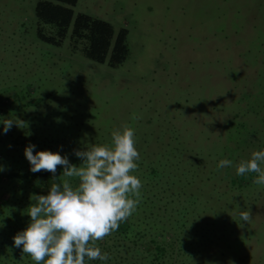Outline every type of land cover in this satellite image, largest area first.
<instances>
[{
    "label": "rangeland",
    "instance_id": "1",
    "mask_svg": "<svg viewBox=\"0 0 264 264\" xmlns=\"http://www.w3.org/2000/svg\"><path fill=\"white\" fill-rule=\"evenodd\" d=\"M37 1L0 0L4 179L30 170V143L34 154L59 151L79 166L76 150L111 145L113 130L127 125L140 153L132 174L141 196L132 216L95 242L110 257L97 264H264V185L253 183L257 173L236 175L241 160L264 150V0H77L74 17L127 29L129 53L117 66L73 48L71 26L59 45L42 40L38 28L51 27L38 22ZM7 119L21 127L4 134ZM222 159L232 165L218 169ZM62 172L47 183L16 179L0 198L10 208L35 204L51 184L71 179ZM180 206L189 210L175 219L183 229L170 222L164 230L163 216ZM28 210L17 215L23 229ZM241 211L252 213L250 223Z\"/></svg>",
    "mask_w": 264,
    "mask_h": 264
},
{
    "label": "clouds",
    "instance_id": "2",
    "mask_svg": "<svg viewBox=\"0 0 264 264\" xmlns=\"http://www.w3.org/2000/svg\"><path fill=\"white\" fill-rule=\"evenodd\" d=\"M133 119L137 117L133 116ZM6 134L13 124L4 120ZM111 145L87 146L76 150L82 163H70L59 151L40 150L34 154L35 144L25 147L24 154L33 173L47 171L56 177L59 166L62 176L78 181L75 187L71 179L51 184L47 194L36 196V203L28 207V226L14 237V246L28 254L36 264H86L88 260L107 261L110 257L95 247L119 229L136 211L141 196V180L132 174L138 165L140 153L135 146V132L125 125L123 130H113ZM264 150L254 151L249 160L236 165V175L257 173L254 184L264 185ZM232 161L220 160L219 168L231 166ZM240 219L250 223L252 213L241 211Z\"/></svg>",
    "mask_w": 264,
    "mask_h": 264
},
{
    "label": "trees",
    "instance_id": "3",
    "mask_svg": "<svg viewBox=\"0 0 264 264\" xmlns=\"http://www.w3.org/2000/svg\"><path fill=\"white\" fill-rule=\"evenodd\" d=\"M76 2L77 0L37 1L35 5V15L38 22L40 24L50 25L51 27L50 33L47 34L44 27L40 26L37 30L38 36L44 41L59 45L71 26L70 39L73 48L76 49L81 45V50L84 55L96 62L103 63L107 59L110 66H117L122 63L129 53L127 29L122 27L115 32L110 22L94 18L85 13H78L74 17L72 6H74ZM108 52L110 53L107 58ZM0 156H2L1 148ZM151 173L153 172L148 173V181H150ZM7 178L8 181L4 179L0 170V187H6L7 189L8 187H13L12 183L16 179H26L28 182L31 180L33 181L34 179H40V183L43 181L47 183L58 180V178L53 177L50 172L40 171L33 173L31 170H27L23 173L11 172L8 174ZM23 193L29 197L28 201H30V195L35 194L36 192L31 189L29 194L28 191ZM10 201V198L4 200L0 198V264H36L28 254L22 255V250L14 246L13 240V237L25 227L24 218H18L17 215H20L24 209H28L30 203L24 206L21 202L19 208H10V206H13ZM170 210L172 211L170 213L167 211L166 215L163 216V221L160 222L162 223V228L165 230L170 222H174L175 230L183 229L184 226L175 222V219L177 217L184 218V215H187V211L189 210L185 206L178 207L177 212L174 207ZM3 215L6 216L4 217L6 220L2 218ZM145 218L146 217H144L143 220ZM153 220L155 221V217ZM179 235L180 233L176 236ZM174 240H176V238H174ZM174 240L168 242L167 245L171 246L174 243ZM179 242L180 240H177L176 243ZM164 250L165 248L162 246V249L159 250V252ZM41 264H43V262H41ZM86 264H97V261L88 260L86 258Z\"/></svg>",
    "mask_w": 264,
    "mask_h": 264
}]
</instances>
